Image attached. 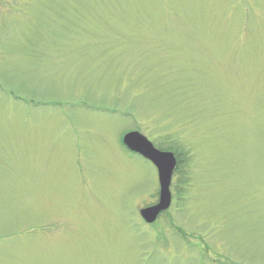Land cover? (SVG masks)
<instances>
[{
    "label": "rangeland",
    "instance_id": "1",
    "mask_svg": "<svg viewBox=\"0 0 264 264\" xmlns=\"http://www.w3.org/2000/svg\"><path fill=\"white\" fill-rule=\"evenodd\" d=\"M0 264H264V0H3Z\"/></svg>",
    "mask_w": 264,
    "mask_h": 264
},
{
    "label": "water",
    "instance_id": "2",
    "mask_svg": "<svg viewBox=\"0 0 264 264\" xmlns=\"http://www.w3.org/2000/svg\"><path fill=\"white\" fill-rule=\"evenodd\" d=\"M123 145L133 153L150 161L158 173L159 197L155 205L142 208L139 211L141 218L147 223H154L158 216L169 209L172 195L170 185L173 171L177 161L172 152H164L156 149L154 145L140 132L132 131L124 135Z\"/></svg>",
    "mask_w": 264,
    "mask_h": 264
},
{
    "label": "flooded vegetation",
    "instance_id": "3",
    "mask_svg": "<svg viewBox=\"0 0 264 264\" xmlns=\"http://www.w3.org/2000/svg\"><path fill=\"white\" fill-rule=\"evenodd\" d=\"M2 2H3V0H0V4H2ZM155 147V146H154ZM156 148V147H155ZM158 149V148H157ZM126 150V149H125ZM160 150V149H159ZM127 151V150H126ZM160 151H164V152H173L174 153V155H175V158H176V161H177V163H178V158H177V156H176V153L174 152V151H172V150H160ZM131 156H138V157H141L142 159H144L142 156H139L138 154H133V153H130L129 151H127ZM144 160H146V159H144ZM147 162H149V163H151L150 161H148V160H146ZM152 164V163H151ZM155 168V167H154ZM156 169V168H155ZM156 172H157V170H156ZM175 172V171H174ZM173 177H174V173H173V175H172V180H171V185H170V192H171V194H172V191H171V188H172V184H173ZM157 178H158V175H157ZM158 188H159V182H158ZM158 197H159V191H158ZM172 198H173V195H172ZM158 202V200L156 201V203ZM172 202H173V199H172ZM156 203H154V204H151V205H148V206H145V207H149V206H152V205H155ZM145 207H143V208H145ZM170 209V208H169ZM168 209V210H169ZM167 212V211H166ZM165 212V213H166ZM165 213H162L161 214V216L163 215V214H165ZM160 218V217H159ZM158 218V219H159Z\"/></svg>",
    "mask_w": 264,
    "mask_h": 264
},
{
    "label": "trees",
    "instance_id": "4",
    "mask_svg": "<svg viewBox=\"0 0 264 264\" xmlns=\"http://www.w3.org/2000/svg\"><path fill=\"white\" fill-rule=\"evenodd\" d=\"M175 152V151H174ZM176 154H177V158H178V156H179V154L176 152Z\"/></svg>",
    "mask_w": 264,
    "mask_h": 264
}]
</instances>
